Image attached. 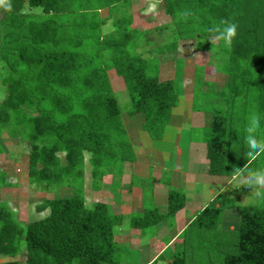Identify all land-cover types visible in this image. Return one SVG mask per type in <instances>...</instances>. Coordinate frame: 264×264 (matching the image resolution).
Wrapping results in <instances>:
<instances>
[{
	"label": "trees",
	"instance_id": "obj_1",
	"mask_svg": "<svg viewBox=\"0 0 264 264\" xmlns=\"http://www.w3.org/2000/svg\"><path fill=\"white\" fill-rule=\"evenodd\" d=\"M130 1L7 0L8 8L0 6V61L10 71L2 82L6 95L0 102V136L6 131L28 144L27 175L35 194L59 187L74 190L69 198L45 197L35 208L43 217L26 225L1 203L0 256L19 253L25 261L0 264H121L126 252L115 241L114 230L125 217L102 203L88 208L83 195L85 154L94 187L108 172L120 174L119 166L133 156L107 73L113 70L122 79L129 97L127 114L142 115L141 129L154 141L162 139L180 96L178 84L160 81L147 54L138 51L142 36L131 30ZM163 2L164 12L174 20L191 5L202 26L237 25L236 37L224 48L228 59L222 71L228 85L212 93L221 108L207 142L209 173L234 176L246 165L264 167V154L251 160L243 144L231 149L226 113L247 117L255 112L258 136H264V0ZM100 9L109 16L100 19ZM114 13L116 30L102 36L100 27ZM176 51V42L156 50ZM104 53L109 59L103 60ZM225 95L228 99L221 101ZM6 179L0 168V187ZM167 200L166 214L145 207L142 214L128 216L130 226L152 235L155 225L170 221L185 206L183 194L175 189H169ZM231 205L237 209L238 229H221L223 206L204 208L183 231L172 264H264V206Z\"/></svg>",
	"mask_w": 264,
	"mask_h": 264
},
{
	"label": "rangeland",
	"instance_id": "obj_2",
	"mask_svg": "<svg viewBox=\"0 0 264 264\" xmlns=\"http://www.w3.org/2000/svg\"><path fill=\"white\" fill-rule=\"evenodd\" d=\"M129 6L128 13L132 16L131 30L142 36L138 44V51L147 54L145 58L149 60L148 64L152 68L153 73L157 70L159 80H172L178 84V90H180L181 94L184 89L186 92L184 93L185 96H190L194 93L196 104L195 102L193 103L198 109L212 112L211 110L215 107H218V109L221 108L216 100L217 98L213 97L214 94H212V92L218 94L228 85V76L222 71V66L224 65L223 68L225 67V63L228 59V52L224 49L226 48V43L224 41L209 39L214 35L209 28L211 25H209V23H204V26H202L201 20H198V16L195 15L197 12H194V8L191 5L182 8L181 12L183 13H181V17L177 20H174L164 12L163 0H131ZM32 13H39V11L35 10ZM185 13L187 14L185 15ZM114 15L117 14H112L107 19L106 23L100 27V34L102 36L108 35L116 30ZM108 16L109 13L105 9L99 10L100 19H105ZM75 28L74 30L77 31ZM173 42L177 43V51L173 54H161L156 52L159 47ZM149 52L152 54L149 55ZM103 57V60H106L109 59L110 56L108 53H104ZM9 73L10 71L5 62L0 61V102L6 95L2 82ZM107 74L112 94L121 107L122 115H125L122 121L128 141L131 144L133 156L132 159L123 161L119 166L121 168L120 174L116 175L108 172L101 178L99 184L95 183L97 187H94V178L91 176V168L88 165L89 155L85 154L83 162V195L86 206L91 208L97 203L106 204L115 214L125 217L122 224L114 230L115 241L128 242L131 245L136 255V259L133 258L131 264H172L175 253L182 242L180 243L177 240L174 241L171 246L166 248L164 255L160 253L163 257H159L153 263H149L151 254L155 251H157V253L159 252L157 249H160V247H158L160 244H155L157 248L156 250H152L150 247L151 242H148L145 238L144 240L141 239L139 231L133 230L131 234L125 229L128 228V220L126 219L128 214L144 195L143 193L141 195L137 186L144 188L146 183L145 181H141L140 177H136L137 174H140L142 178L143 176L145 177L147 167L151 164L150 159H152V161L154 158L157 159L156 162L159 164H161V160L139 143L143 140L140 136L148 137V135L141 131H138L141 132V135L134 134V131L130 130L127 134L129 128L126 127L124 123L126 120L125 118L129 117L126 111V109L129 108L128 94L122 79H120L113 70L108 71ZM202 84L207 85L203 86ZM204 92L209 93L204 95ZM207 97L210 100H207L206 104L205 99ZM226 99L227 96L225 95V98H222L221 101ZM221 101L219 103H221ZM189 111H191V109L187 102L185 103V112L189 113ZM200 135L198 132H193L191 137L199 139ZM0 147L2 148V153H0V168L7 173L6 185L0 187V204L7 203L9 207L13 209L16 219L23 225L43 217L35 212V208L38 207V204L41 203L45 197L69 198L74 194L72 188L66 187H59L48 193L41 192L38 193V195L35 194L33 189L34 186L29 184L27 175L29 156L28 144L17 136L12 137L9 133L3 131L0 136ZM185 154L186 152L184 150L183 158ZM159 164L157 166H159ZM117 166H115V168H117ZM154 166L156 167V165ZM159 177L162 178L160 175ZM251 191L252 189H242L241 187V190L234 192V194L230 191L229 195L236 198L235 204L237 207L264 206V202H248L247 196L250 195ZM146 195L148 196V194ZM222 199L223 198L219 200L222 201ZM225 202H227V200ZM163 203L164 202H161V207H163ZM228 213H230L229 216L238 218L237 212L230 211ZM236 224H238L237 220L233 223L235 227L233 229L234 231L237 230ZM220 227L223 229L230 228V226L225 225L224 219ZM122 229H124V231ZM148 239H151V237ZM22 247V249L25 250L24 246ZM13 260L23 263L25 261L24 254L18 253L16 256H0V263ZM74 264H77V262L74 261Z\"/></svg>",
	"mask_w": 264,
	"mask_h": 264
},
{
	"label": "crops",
	"instance_id": "obj_3",
	"mask_svg": "<svg viewBox=\"0 0 264 264\" xmlns=\"http://www.w3.org/2000/svg\"><path fill=\"white\" fill-rule=\"evenodd\" d=\"M202 85L205 86L207 84ZM184 93L186 92L183 89V93H180L179 96L178 105L172 111L171 123L166 127L161 140L154 141L147 136H140V138H143V140H141L139 143H141L146 148V150L154 153L155 156L161 160V164L157 163V159L155 158L153 161L150 159L151 164L147 167L146 176H143L144 179L142 176H140V174H137L136 177H140L141 181L143 182L145 181L146 188H140V186H137L141 195L142 193L144 195L142 196V199L138 201V204H136V206L130 211L128 216L133 213L142 214L145 207L155 208L160 214H166L168 204L167 197L170 188L180 191L185 199L184 208L178 211L170 221L161 222L155 225L152 230V235H142V233L137 230L140 232L139 234L141 239L144 240L145 238L148 242H151L150 247L152 250H156L157 247L155 246L160 244L158 247H160L161 252L160 249H157L159 251L158 253L154 250L155 252L149 257V263H153L157 258L163 257L166 252V248L171 246L174 241L177 240L181 243L183 241V239H181L183 231L186 230V228L192 223L196 214L212 204H218L224 208L221 223L224 219L225 225L230 226V228H221L222 230L233 232V229L235 228L233 223L235 220L238 221V224H236L238 229L239 217L234 218V216H229L230 213H228L230 211L237 212V209L233 208L231 205L233 204V206L237 207L235 204L236 198L230 196L229 194L230 191L232 194H234L236 191L238 192L241 190V187L242 189L249 188L244 185H232L233 177L235 175L214 176L209 173L207 142L211 134V122L217 108L215 107L213 110H211L212 112H206L203 109H198L193 103L195 102L196 104L194 93L190 96H185ZM207 93L209 92H204L203 94L205 95ZM207 100L210 99L208 97L205 99L206 104ZM187 102L189 103L191 109L189 113L185 112V103ZM226 107L229 110V107ZM226 113L230 119V122H227V129L229 130L228 135L232 139L233 146L231 149H233V147L238 149L240 148L239 145L243 144L242 147L248 151L246 145L244 144V140L240 139L241 136H245L246 134L244 132V128L247 125L248 116L245 117L242 113H236L231 110L227 111ZM123 117H125V115H122V119ZM125 119L126 120L124 124L129 128L127 130V134L130 130L134 131V134L141 135V132H143L141 129V126L144 122L143 116L138 114L133 117L129 116ZM193 132H198L199 135L201 134L199 139L191 137ZM229 149L230 148H228V150ZM184 150L186 154L183 158ZM235 160V155L232 154L231 162H235ZM251 160H253V158ZM158 164L159 166H157ZM154 165H156V167ZM246 167L243 170L247 169ZM156 172L162 176V178L159 177ZM146 194H148V196ZM221 198H223L222 201L219 200ZM224 199L225 201L227 200V202H225ZM161 202H164L163 207H161ZM126 219L128 220V228L125 229L128 233L132 234L133 230L136 229H133L130 226L128 217ZM122 230L124 231V229ZM149 237H151V239H148ZM117 243H119L126 252L123 255L121 264H131L132 259L136 256L134 254L133 248H131V245L128 242L118 240Z\"/></svg>",
	"mask_w": 264,
	"mask_h": 264
},
{
	"label": "clouds",
	"instance_id": "obj_4",
	"mask_svg": "<svg viewBox=\"0 0 264 264\" xmlns=\"http://www.w3.org/2000/svg\"><path fill=\"white\" fill-rule=\"evenodd\" d=\"M0 6L8 8L7 0H0ZM187 13H185L186 15ZM214 33L209 39L222 40L226 44H231L237 35V25L225 22L223 26L210 29ZM260 123L259 116L252 112L247 118V125L244 128V144L248 149V156L253 159L264 154V136H258L257 129ZM232 185H244L252 189L248 195L249 203L264 202V167L255 169H245L236 173L233 177Z\"/></svg>",
	"mask_w": 264,
	"mask_h": 264
}]
</instances>
